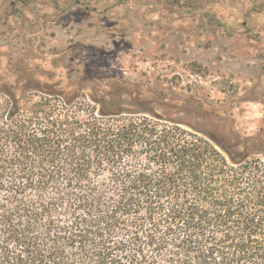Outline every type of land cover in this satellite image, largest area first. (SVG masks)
Returning a JSON list of instances; mask_svg holds the SVG:
<instances>
[{
  "label": "trees",
  "instance_id": "obj_1",
  "mask_svg": "<svg viewBox=\"0 0 264 264\" xmlns=\"http://www.w3.org/2000/svg\"><path fill=\"white\" fill-rule=\"evenodd\" d=\"M129 1L69 2L103 15ZM4 70L0 264H264V137L181 119L217 115L182 109L194 95Z\"/></svg>",
  "mask_w": 264,
  "mask_h": 264
},
{
  "label": "rangeland",
  "instance_id": "obj_2",
  "mask_svg": "<svg viewBox=\"0 0 264 264\" xmlns=\"http://www.w3.org/2000/svg\"><path fill=\"white\" fill-rule=\"evenodd\" d=\"M69 1L0 0V79L10 61L40 74L144 83L151 94L194 95L184 110L217 114L181 119L264 137V0H130L103 15ZM158 111L177 116L168 105Z\"/></svg>",
  "mask_w": 264,
  "mask_h": 264
}]
</instances>
